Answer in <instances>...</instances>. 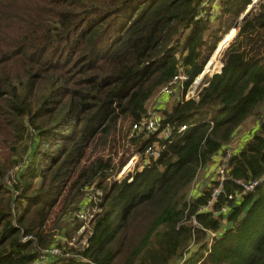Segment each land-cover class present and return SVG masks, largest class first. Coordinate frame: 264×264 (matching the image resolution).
Wrapping results in <instances>:
<instances>
[{
	"label": "trees",
	"instance_id": "trees-1",
	"mask_svg": "<svg viewBox=\"0 0 264 264\" xmlns=\"http://www.w3.org/2000/svg\"><path fill=\"white\" fill-rule=\"evenodd\" d=\"M213 1L0 0V264H178L193 241L181 264H264V1L240 23L251 0H220V14ZM220 38L221 71L162 110L157 132L129 136L175 76L190 87ZM248 119L258 129L232 151L215 204L229 213L197 212L213 183L191 198L192 182ZM123 121L140 155L173 129L130 181L99 152ZM96 208L85 244L61 246Z\"/></svg>",
	"mask_w": 264,
	"mask_h": 264
},
{
	"label": "rangeland",
	"instance_id": "rangeland-1",
	"mask_svg": "<svg viewBox=\"0 0 264 264\" xmlns=\"http://www.w3.org/2000/svg\"><path fill=\"white\" fill-rule=\"evenodd\" d=\"M264 0H251V3L245 8V10L241 13L240 17L238 18V23H240L245 17H247L250 13H252L253 10H255V8L257 7V5L259 3H262ZM212 9H214L216 12H218L217 14H220V9H221V5H220V0H214L211 4ZM233 28V26L231 27ZM230 28V29H231ZM229 29V30H230ZM228 30V31H229ZM237 29L235 31V33L233 34L232 38L227 42V45L233 41V37L236 34ZM222 38V37H221ZM210 39L208 40V42L206 43L205 48H207L210 44H215L214 49L212 51V53L210 54L209 59L211 58V60L214 58V53L218 52V55L215 59V66L213 65L212 67H210L209 62H211V60L209 61V59L206 61L202 71L197 75L196 81L194 83H192L190 85V87L183 92V88L184 87H175V84L171 85L170 88V92L169 93H157L155 94L152 99L149 101L148 103V110L150 114L153 113H157L158 115L160 113H162V110H164L166 107L171 106V104L175 103L176 101H178L179 99H188L190 97L195 96L198 91L200 90V88L202 87V85L204 84V82L208 79L209 76H211L213 73L215 72H220L221 68L223 66L222 64V54L224 52V49L226 48V46H224L223 48H220V51H216L218 49V46L220 45L221 41L226 38V36L223 39ZM215 40H217L215 42ZM215 42V43H214ZM206 52V51H205ZM217 65V66H216ZM211 68V69H210ZM177 85V84H176ZM254 123L253 119H248L246 120L243 124L244 128H249L251 127V124ZM130 125L126 122L123 121L121 122V124L118 127L117 133H115V140L110 143L109 145L106 146L104 151H99V152H103L105 156L107 155H112L113 161L115 162V171L117 172L115 175V179L117 180H121L124 177L129 178L128 180L130 181L132 178V175L136 172V171H141L146 167V164L148 162V156H144L140 155L138 152H140L138 150V145L136 144V142L129 140V137L123 136L124 132L125 134L127 133L128 129H129ZM247 130V129H246ZM164 132L160 131L159 135L161 137H164ZM253 135V134H252ZM234 147H240V145L238 146L237 144L234 145ZM242 147V146H241ZM240 147V148H241ZM233 148V147H232ZM239 148V149H240ZM234 149V148H233ZM90 154V153H89ZM88 155V154H87ZM91 155H95V154H91ZM124 162V164L118 168V166ZM11 176H13V173L11 174ZM119 176V178H118ZM214 177V170H207L202 169L199 174L197 175L196 179L192 182V185L189 189L188 192V197H195L198 194H200L202 192L203 189L206 188V186L212 184V180ZM59 209V206L55 207V211L52 213L51 217L49 218L47 225H46V229H48V227L52 224V220L55 217V213L57 212V210ZM89 212V210H86ZM93 211H98V208H96ZM229 213V212H228ZM227 213L224 214V216ZM79 218V217H78ZM80 219V218H79ZM226 218H224L222 220V222L225 221ZM192 224L195 225L196 227L199 225L197 224V222L195 220H192ZM88 227V221L84 222L83 227L73 235L72 239H68V237H65V235L63 234H59L57 237H59V244L61 246H63L64 244H68V246H74V245H81L83 246L85 243V236L83 234V232L85 231V228ZM57 231V230H56ZM59 231V230H58ZM57 231V233H58ZM207 238L206 236L204 237L205 240L208 241V243H211L212 240L219 236V232H210L207 231ZM202 241V240H201ZM196 247H198V245L194 244V241L190 243L189 248L185 249V256L188 254V251L192 250V249H196ZM184 256V258H185ZM183 258V260H184ZM183 260L178 261V264H181Z\"/></svg>",
	"mask_w": 264,
	"mask_h": 264
},
{
	"label": "built area",
	"instance_id": "built-area-1",
	"mask_svg": "<svg viewBox=\"0 0 264 264\" xmlns=\"http://www.w3.org/2000/svg\"><path fill=\"white\" fill-rule=\"evenodd\" d=\"M187 80V76L185 74H181L179 76H175L173 81L170 82L169 84L165 85L160 93H169L170 92V88L172 84H177L178 82L181 84L182 81ZM196 81L193 80L192 83H194ZM147 117H144L140 122L138 123H134L131 127V130L129 132V136H132L133 133H137V132H141V131H145L146 134H154L155 132H157L160 128V116L156 113L150 114ZM187 128V125L183 124L180 125V127L178 128L177 132H181L183 130H185ZM165 134L164 137H161L158 133L157 137L163 138V139H167L169 140V142L171 141V135L173 134V129L171 126H166L165 129L162 130ZM157 139L155 141H153V143L151 145H149L148 147H146L145 152H144V156H148V162L149 163V158L152 157L153 159H157L160 155V152L163 150V148L165 147V144H161L160 140ZM234 149L231 147H228L224 154H222V156L219 158L218 162L215 165V169H214V177L212 180L213 183V188H212V192L210 195V198L208 199V201L203 204L202 206H200L197 210V212L201 213V212H209L211 213L213 216L217 217V215L219 213H228L230 210L229 205L224 204L220 207L219 210L215 209V204L219 199L220 194L223 192V187H224V182L226 180L229 179L227 172H228V167H229V160L232 154V151ZM119 178V176H118ZM259 183V181H252L249 182L247 184L245 183H241V186L243 187L242 192L245 193L247 191H251L253 190L254 186H256ZM242 193V194H243ZM241 194L237 193V196H240ZM233 197V195H228L227 198L231 199ZM238 199V197H237ZM94 215V211L93 212H88V211H80L78 212L77 216L80 219L89 221ZM191 220H195L194 218H191ZM85 244V243H84ZM60 248L59 247H51L46 249L45 251L41 252L40 257L41 258H45L47 254H51V255H58L60 252ZM32 264H38V262H34Z\"/></svg>",
	"mask_w": 264,
	"mask_h": 264
},
{
	"label": "crops",
	"instance_id": "crops-1",
	"mask_svg": "<svg viewBox=\"0 0 264 264\" xmlns=\"http://www.w3.org/2000/svg\"><path fill=\"white\" fill-rule=\"evenodd\" d=\"M243 125L244 124L239 126V128L237 129L236 134H235V138H234L233 142L231 143V147H233L234 149H239L244 143H246L250 139L252 134H254L256 132V130L258 129V125L255 122L253 124H251V127H249V128H244ZM235 144H237L238 146L240 145V147L235 148L234 147ZM221 156H222L221 152L215 154L212 162L208 165V167L206 169L207 170H214L215 165Z\"/></svg>",
	"mask_w": 264,
	"mask_h": 264
},
{
	"label": "bare ground",
	"instance_id": "bare-ground-1",
	"mask_svg": "<svg viewBox=\"0 0 264 264\" xmlns=\"http://www.w3.org/2000/svg\"><path fill=\"white\" fill-rule=\"evenodd\" d=\"M217 55H218V52H215L213 57L216 58ZM211 58H212V57H211ZM211 58H210V60H211ZM214 58L211 60V62H209L210 67H212L213 65L215 66V59H214ZM210 60H209V61H210ZM216 66H217V65H216ZM210 69H211V68H210Z\"/></svg>",
	"mask_w": 264,
	"mask_h": 264
},
{
	"label": "clouds",
	"instance_id": "clouds-1",
	"mask_svg": "<svg viewBox=\"0 0 264 264\" xmlns=\"http://www.w3.org/2000/svg\"><path fill=\"white\" fill-rule=\"evenodd\" d=\"M197 78V77H196ZM195 80V79H194Z\"/></svg>",
	"mask_w": 264,
	"mask_h": 264
},
{
	"label": "water",
	"instance_id": "water-1",
	"mask_svg": "<svg viewBox=\"0 0 264 264\" xmlns=\"http://www.w3.org/2000/svg\"><path fill=\"white\" fill-rule=\"evenodd\" d=\"M210 60V59H209Z\"/></svg>",
	"mask_w": 264,
	"mask_h": 264
}]
</instances>
